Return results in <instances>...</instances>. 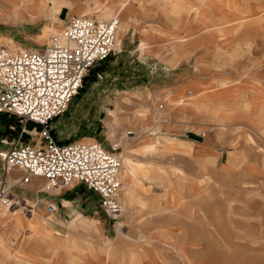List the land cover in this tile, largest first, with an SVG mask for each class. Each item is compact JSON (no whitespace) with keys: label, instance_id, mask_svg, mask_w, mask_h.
Listing matches in <instances>:
<instances>
[{"label":"rangeland","instance_id":"374dc122","mask_svg":"<svg viewBox=\"0 0 264 264\" xmlns=\"http://www.w3.org/2000/svg\"><path fill=\"white\" fill-rule=\"evenodd\" d=\"M69 1L72 4L64 2L66 5L71 4L74 11V5L84 2ZM85 1V12H78L74 16L94 15L100 20L114 16L118 17L119 26L123 22L127 24L126 30L133 28L132 13L128 17L131 1L119 0L115 10L109 0ZM184 3H178L176 11L173 10L175 13L170 16L166 13V5L164 9L158 10L159 16L163 19L180 18L193 6L187 4L185 7ZM193 3L198 5L197 2ZM180 5L184 6V11ZM0 6L8 8L9 4L1 0ZM125 7L127 11L122 12ZM69 11L68 7L63 8L56 16L54 13L50 18L41 17L34 22L29 21V17L26 18L28 22L18 20L15 23L12 19H1L0 47L12 50L44 49L52 38L63 32ZM135 12L137 15L143 14L140 9ZM250 12V26L238 16V20L231 24L233 32L229 34L222 29V23L217 21L219 38L216 36L203 42L204 49L211 47V52L216 47L217 39L230 40L227 41L231 49L229 54L210 53L204 56L205 65L201 73L208 79L207 85H219L215 88L216 95L230 96L224 93L227 90L221 89V83L227 88L235 82H244L246 87L244 91L238 90L233 97H221L223 100L217 103L222 107L226 105L225 100L238 102L234 110L239 113L236 118L227 121L209 120L216 121L225 137L233 140L231 146L240 151L236 157L237 164L214 170L203 167L201 163L184 155V146L180 148L177 145L170 150L169 155L163 157L160 153L165 149L166 140L173 139L174 144H177L180 141L175 135H184L190 130L189 124L184 122L186 113L177 111L175 105L178 100L172 98L182 96L183 93L170 96L161 92L151 94L148 90L137 92L133 84L136 76L132 77L131 70L119 69L112 73L110 68L107 69L106 61L97 63L86 72L82 88L71 100L67 112L60 117L66 122L59 134L70 137L65 143H98L104 150L122 141L118 153L122 158L125 155L130 157L134 178L138 169L134 163L143 164L150 177H142L140 173L132 180V183H136V199L143 200L144 208L138 212L134 203L130 202L127 203L130 208H127L121 204L120 195L119 204L123 213L115 224L108 220L99 202V218L87 219L96 224L99 233L92 229L73 230L70 224L74 221L65 223L44 216L39 221L51 233L45 236L42 234L44 237L37 244L19 247L20 250L16 249L18 236L16 229L11 226L12 222L0 220V264H20L13 258V254L5 256L2 250L4 247L14 255L34 259L36 264H83L88 260L96 264H264V120L255 125L252 119L256 112L248 103L252 97L251 84L261 86L259 95H264V14L260 16L252 8ZM104 13H108L106 17H102ZM257 17L260 19L257 20ZM45 30L49 36L43 38L41 36ZM118 31L121 32V28ZM166 48L163 50L173 54L163 59L162 64L171 70L167 73L165 69L157 72L155 81H167L176 86L185 77L195 80L197 72L183 73V67H178L188 56L181 55L182 52L178 50L173 51L171 46ZM120 49L121 46L111 58L118 55ZM165 60L168 63L165 64ZM124 98L128 101H124ZM186 104L188 108L193 106L189 100ZM209 107L213 108V105ZM6 120L11 122L5 124L7 132L12 134L11 137L14 134L17 137L19 122L15 118ZM200 131L204 133L198 138L204 139L207 129ZM140 138H145L142 141L150 139L156 143L153 157L140 152ZM28 140L25 137L24 141ZM122 169L121 165V180ZM165 188L173 193L175 200L172 204L163 202L162 193ZM29 205L35 207L32 202ZM25 215L29 217L32 214ZM25 235H28L27 231L24 232V238ZM58 248L59 252L54 257L53 253ZM47 260L50 261L47 263Z\"/></svg>","mask_w":264,"mask_h":264},{"label":"crops","instance_id":"0c3cea01","mask_svg":"<svg viewBox=\"0 0 264 264\" xmlns=\"http://www.w3.org/2000/svg\"><path fill=\"white\" fill-rule=\"evenodd\" d=\"M62 1H68V3H71L69 0ZM109 1H111L112 6L115 10L119 0ZM85 2L86 1L84 0V2L80 3L79 5H74L73 7L76 9L75 11L72 10V3L69 5H63L59 9L60 11L55 13V16L61 13L63 8L67 7L70 9V11L69 13H67V17L65 19L74 16V14H78V12L83 13L85 12L87 6L85 5ZM131 2L132 3H130L128 7L131 8L132 12H129L128 17L132 13L131 16L133 28L129 27L126 30L127 24L123 22L121 23L122 29L121 32L118 31L119 38H117L116 44V50L119 48V46H121V52L113 58H111L112 55H110L108 59L104 60L106 61L105 65H107V69L110 68L109 70H111L112 73H114V71H119V69L125 71L131 70L132 77L134 78L136 76L133 84L136 85L137 92L148 90L151 92V94L161 92L165 95L170 96L174 94L181 95L183 93L182 96H176L175 99L174 97H172L173 100H178V102L181 99L185 98L189 92L192 94V98L189 100V102L191 101L193 103L192 107L188 108V105H185V103H176L175 105L179 113H186L184 122L187 123V125L189 124L188 126L190 127V130H188L184 135H175L177 138H179L178 140L180 141L179 143L177 142V144H174L173 139L165 138L167 139L165 149L160 154L163 157H166V155L170 154V150L176 147V145L180 148L181 146H184L185 149H182V151H184V155H186L187 158H191L192 160L201 163L203 167L207 166V168L214 170L231 166L233 164L236 165L238 162L236 161V157L239 156L240 151L237 149L238 152H236L237 150H235V148L231 146L230 143L233 140L225 137L222 128L215 123L216 121L212 122L209 120L214 119L218 121H227L236 118V115H238L239 113H236L234 110H236V105L238 102L232 100L227 102L225 100L224 103L226 105H223L222 107H220V104L217 103L223 100L221 99V97L225 99H227L228 97H233L235 96V94H237L238 90L244 91L246 87H244V82H235L233 83V86L227 88H225L226 86L221 83V89L227 90L224 93H229L230 96L227 97V94H219V96L216 95L217 90L215 88H218L219 85H207L208 79L206 80L204 78V74L201 73L205 65L204 56L210 53H216L218 55H222L224 53L229 54L231 52V49L227 41L230 40L227 38L228 35L225 36L227 40H225L224 38L220 40L217 39V41H215L216 47H214V50L212 49L211 52V47L204 49L203 42L205 41V39H213L217 36V34H220L217 30V21L222 23V29H224L225 32H229V34L233 32L234 29L233 26L231 27V24L233 23V21L238 20V16H241V20H244L246 22L245 24L250 26V21H248L250 17L249 14H251L250 9H255L257 11V14H260V16L263 15L264 0H131ZM180 2H185V7L187 6V4H191V6L193 4V6L190 9H187L185 11L186 13H183V16H181L180 18L172 17L169 19H163L159 16L158 10L164 9L166 5H168V7L166 8V13L168 14V16L175 13L174 11H176L179 6L178 3L180 4ZM193 2H197L198 5L195 6ZM34 7L35 8L32 9L31 13L33 12L32 14L36 13L38 15V12L40 11L39 7H37V9L36 5ZM125 8L122 9L123 12L127 11V7ZM139 9L143 11L142 13L144 15L140 13L139 15H137L138 13L135 11ZM180 9L184 11L185 8L184 6H182ZM205 14H207L206 17ZM29 16V13L24 14V21H26V18ZM258 19L260 18L257 17V20ZM229 36L232 37V35ZM216 38H219V36H217ZM170 46L173 51L178 50L182 52L181 55L188 56L185 62L179 64L178 67H183V69H181V72L183 73L189 71L197 72V78L195 80H190L185 77V79L181 80V82L176 84V86H173L172 83L167 81L162 83L155 81V76L163 69H165L166 73L171 70L170 67L167 70L165 68V65L162 64L163 59H167L173 54L169 50H163V48L167 49L166 47L170 48ZM36 50L41 51L39 47H37ZM159 59L162 60L160 61ZM165 61V64L168 63L167 60ZM153 68H155V70H153ZM250 87V94L252 95V97L250 98L251 100L248 103L251 105L250 108L254 112H256L252 120H254L255 125H258L259 121L261 122L262 120H264V95H259L262 89L261 86L259 87L257 84H251ZM219 91L221 90L219 89ZM123 100L128 101V99L126 98H124ZM210 104L213 105V108L209 107ZM118 108L119 107L117 105V109ZM228 110H230L232 113ZM194 115H196L197 117ZM1 117L5 118V121H3V118ZM6 118L14 119L13 117L6 114L0 115V151H5V149L10 148L12 146L11 142L13 138L16 137V134L11 137L12 134L7 132L8 130L6 126L11 122H8ZM65 122V120H61L59 117L55 119L51 125L52 136L54 140L61 144L70 139V137H65L64 135L59 134V130L65 127ZM5 124L7 125L5 126ZM194 128H196L195 131ZM200 129H207L208 133H206L204 139L198 138L204 133V131H200ZM143 139L145 138H140L138 142L142 141ZM138 149L140 150L139 147ZM142 154L148 156L154 155L153 153L149 152ZM134 165L137 166L136 168H138L136 169L137 171L135 170V178H137L141 173L142 177L150 179V177L144 170L143 164L134 163ZM130 176L132 177H129L128 180H121L122 194L131 192L132 194L129 201L131 202V204L134 203L135 210L140 212L142 208H144L139 206L144 205L142 202L143 200L136 199V183H132L134 174ZM21 178L22 173L18 170H13L4 175L0 162V180L5 179L6 184L12 186ZM44 186L45 181L39 178L31 179L28 184L13 188V193L21 196L22 198L24 197L28 200V202H32L33 204H35V210L29 217H27L23 213L16 212V214L18 215L16 216L18 222L8 215L7 217L4 216V208L0 204V220L5 222L9 220L10 222H12L11 226L16 229L18 236V246L16 248L17 250H20V246H34L38 243L37 241L45 236V234L47 235L51 233V231L47 229L45 225L42 224V222L39 221V219L44 218V216L55 219L56 221L62 220L65 223L74 221L70 224V228L73 230L82 228L91 231L92 229L94 232L99 233V228H97L96 224H94L93 221L89 222L87 220L90 218H99L98 211L101 210V207H99L100 198L97 193L91 190H87V188L83 184H75L70 189L56 193L45 191ZM162 199L165 204H172L175 200L173 193L169 189H166V191L164 190V192L162 193ZM44 202L45 204H51L56 208V212L53 215L48 216L46 214L44 206L41 205ZM127 208L130 207L127 206ZM80 217L83 219H78ZM33 223L35 225L36 223H38V225L35 227V230L33 227ZM26 231L28 235L27 237L25 235V238H23L24 232ZM28 236L30 238H28ZM2 250L5 256H11V254L14 255V253L6 247L2 248ZM58 252L59 248L55 253H53L54 257L56 254H58ZM60 254L64 255L62 252H60ZM13 258L20 264H36L34 259H30L20 255H14ZM49 261L50 260H47V263ZM86 262L87 261H84L83 264H85Z\"/></svg>","mask_w":264,"mask_h":264},{"label":"built area","instance_id":"2783aa9c","mask_svg":"<svg viewBox=\"0 0 264 264\" xmlns=\"http://www.w3.org/2000/svg\"><path fill=\"white\" fill-rule=\"evenodd\" d=\"M118 23L114 16L101 20L94 15L72 16L63 32L41 51L0 47V115L19 122V133L10 148L0 151V162L4 175L13 170L22 173L12 186L0 180V204L5 210L32 214L33 206L13 188L40 178L44 190L52 193L83 184L99 195L106 217L117 224L123 213L120 147L104 150L92 142L61 144L54 140L51 125L67 112L86 72L116 52ZM191 98L189 92L177 103ZM43 206L48 216L56 212L51 204Z\"/></svg>","mask_w":264,"mask_h":264},{"label":"bare ground","instance_id":"6f19581e","mask_svg":"<svg viewBox=\"0 0 264 264\" xmlns=\"http://www.w3.org/2000/svg\"><path fill=\"white\" fill-rule=\"evenodd\" d=\"M9 6L7 8V6H0V20L1 19H7L6 21H8V19H12L15 23V21L18 20H25L24 18V14H28L29 13V21L34 22L35 20H38L41 17H51L54 13L60 11L59 9L63 6L66 5L64 1L62 0H5ZM1 3V0H0ZM36 5V9L37 7H39V14L37 15L36 13L32 14L31 11L33 8H35L34 6ZM30 10V11H29ZM29 11V12H28ZM123 12V11H122ZM76 13V12H75ZM108 13H104L102 14V17H106ZM5 22V21H4ZM122 29V26H118V29ZM52 29V28H51ZM211 29V28H210ZM123 35V34H122ZM49 33L48 31H44L42 33L41 37H48ZM119 38V37H118ZM182 41V40H181ZM184 41V40H183ZM6 42V41H5ZM11 42V41H10ZM11 45V44H9ZM250 122V121H249ZM122 141L118 143L117 146L121 147L122 145ZM155 142L153 140L150 139H146L144 141L141 142L140 144V151H142L143 153L149 152V153H153L155 150ZM122 158V157H121ZM131 160L130 157H128V155H125L123 157V163H122V173H123V178L124 180H128L129 177H132L130 175H133V173L131 172ZM127 184V183H126ZM131 185V184H130ZM129 186V185H128ZM129 188V187H128ZM130 189V188H129ZM120 195L122 194V188L120 189ZM166 191V188H165ZM131 192H127V193H123L122 196L120 197V201L121 204L123 205H127V203H129V199L131 197ZM131 203V202H130ZM128 206V205H127ZM140 207H144L143 205H139ZM130 207V206H128ZM4 210V211H3ZM3 215L7 217L10 216L12 217L15 221L18 222L16 216H18L16 214V212H11L10 210H5L3 209ZM40 214V213H39ZM125 214V213H124ZM23 215V214H22ZM25 218V217H24ZM23 218V219H24ZM32 218V217H31ZM19 219V218H18ZM34 219V218H33ZM28 221V220H27ZM34 221V220H32ZM20 222V221H19ZM34 224V223H33ZM43 224V223H42ZM38 225V223H36V225L34 224V230L35 227ZM31 226V225H30ZM43 226V225H42ZM21 227V225H20ZM28 227V226H27ZM21 229V228H20ZM33 229V228H32ZM41 236V235H40ZM27 237V236H26ZM32 237V236H31ZM24 238V237H23ZM28 238H30L28 236ZM37 238V236H36ZM23 241V240H22ZM21 241V242H22ZM35 241V240H34ZM22 244V243H21ZM21 247V246H20ZM14 256V255H13ZM31 259V258H30ZM88 260V259H87ZM106 261V260H105ZM26 262V261H25ZM85 264H96L95 262L91 263L90 260H88Z\"/></svg>","mask_w":264,"mask_h":264}]
</instances>
